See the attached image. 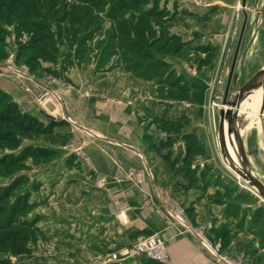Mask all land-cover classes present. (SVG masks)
Returning <instances> with one entry per match:
<instances>
[{
    "label": "rangeland",
    "instance_id": "obj_1",
    "mask_svg": "<svg viewBox=\"0 0 264 264\" xmlns=\"http://www.w3.org/2000/svg\"><path fill=\"white\" fill-rule=\"evenodd\" d=\"M12 1L0 0V78L10 79L32 102L42 107L44 114L54 116H41L43 120L37 118L45 123L54 120L58 125L48 128L46 133L16 131L17 141L13 144L0 141V191L9 190L8 197L0 203L3 207L0 226H9L1 232H14L17 236L13 237L15 242L7 241L8 248H0V254L15 263L77 264L85 261L105 264L114 253L122 254L133 245L105 251L103 245L90 242L89 236L86 241L78 239L75 220L79 209L88 207L86 200L81 205L85 194L81 193L83 183L80 180L86 176L82 174L83 165L79 162L88 159L81 154L69 153L73 147V132L77 131L72 129L69 115H63L64 109L57 106L55 98L60 95L50 84L58 83L62 70L69 65L90 63L99 71L122 66L132 78L140 79V90L146 97L156 92L160 98L183 96L184 90L170 88V82L176 76L169 59L177 57L188 63L192 61L197 68L200 61L204 62L203 65L214 59L225 61L236 52L243 29L238 52L242 54L245 48L250 53L246 67V75H249L260 67L259 62L264 61V49L259 41L252 40L251 35L255 17L259 11L263 12L264 6L259 8L261 0H248L247 4H243V0H235L237 10L234 15L229 14L222 31L218 9L223 2L234 0H125L130 4L124 10L114 8L119 0H21L11 8ZM135 2L136 5L133 4ZM57 66L61 70L59 73ZM238 71L240 66L237 62L231 83ZM46 90L54 91L55 98L46 96ZM211 90L215 96L212 104L221 109L225 95L216 98L215 87ZM0 91L12 97L1 85ZM142 106L140 109L145 110L140 118L152 116L151 106ZM63 122L67 124L62 125ZM152 122L145 120L144 123L146 133L142 140L146 160L161 164L160 171L170 175L173 172L182 178L189 170L193 172L191 175L198 171L188 163L202 148L195 147L188 158H182L183 151L175 155L174 150L162 149V143L171 137L158 139L151 129ZM169 128L166 123L161 129L169 131ZM252 145L253 171L264 180V150ZM164 156L184 162L170 169ZM219 156L227 162L220 148ZM224 168L231 175L239 176L241 182L221 185L220 179L211 178L212 170L204 168L203 175L194 174L203 180L195 181L193 187L208 189V195L197 198V193L181 194L175 188L176 184L170 183L165 185V191L172 209L183 214L193 233L196 234L197 222L203 221L205 229L199 237L201 243L210 248V244L221 240V250L233 258V234L228 233L227 228L215 227L213 214L217 209L218 196L222 198L220 194L216 195V188L218 192H224L228 201L239 202L242 210L252 211L249 219L252 229L259 220L263 221L264 228V199L256 196L234 170ZM96 186L100 185L97 183ZM233 191L237 193L235 197H232ZM19 202L18 211H14ZM168 220L171 222L170 216ZM12 246L21 253L14 254ZM143 262L157 264L145 258Z\"/></svg>",
    "mask_w": 264,
    "mask_h": 264
},
{
    "label": "crops",
    "instance_id": "obj_2",
    "mask_svg": "<svg viewBox=\"0 0 264 264\" xmlns=\"http://www.w3.org/2000/svg\"><path fill=\"white\" fill-rule=\"evenodd\" d=\"M247 2L248 0H243V4ZM263 6L264 0H261L259 8ZM218 10V20L223 31L226 27L225 20L230 13L234 15L237 10L236 1L223 2V6ZM251 31L252 40L259 41L264 49V10L261 13L259 11V15L255 17V27ZM243 36L244 29L238 39L236 52L232 56L228 54L231 58L225 61L214 59L197 68L192 61L188 63L186 60L171 57L169 61L176 79L170 82V88L184 90L183 96L170 95L168 98H160L156 92L146 97L140 90V79L132 78L129 71L124 70L122 66L106 67L99 71L90 63L69 65L66 70H62L59 82L50 84L62 98V114L69 115L72 129L77 131L73 132V147L69 153L81 154L88 159L79 162V165H83L82 174L87 179L80 180L83 183L81 193L85 194L81 205H84L86 200L88 207L80 208L77 221L75 220L78 223L74 226L78 239L86 241L89 236L90 242L103 245L105 251H110L128 248L149 236L160 235L166 240V264H205L209 261L210 254L199 240L205 229L201 223L203 221L197 222L196 234L192 230L182 231L177 223L169 222L168 211L172 206L168 202L165 185L176 184L175 188L179 193H197V198L208 195V189L193 187L195 181L203 180V177L196 176L203 175L204 168L212 170L211 178L220 179L221 185L241 182L239 176L235 177L234 173L231 175L224 168L226 166L239 174V167L229 158L219 133L220 109L212 104L215 96L211 89L215 87L216 98L224 97L237 62L240 71L236 72L234 82L240 80L241 84L250 80L264 66V61H261L260 67L246 75L250 53L246 52L245 48L242 54L238 52ZM222 62L224 64H221ZM60 71L59 69L58 73ZM0 85L12 95L23 111L40 119L45 115L54 117L48 113L44 114L42 107L32 102L10 79L1 77ZM258 90L254 96L252 112L244 119L246 124L240 129L251 165V148H254L252 144L264 150V115L260 113L263 88ZM142 103L151 106L152 116L140 118V114L145 110L140 109L144 107ZM145 120L153 121L151 129L158 135V139L171 137L173 144L165 149L174 150L175 155L183 151L182 158L185 156L186 145L190 143L186 134L193 135L202 148L193 161L188 163L191 168L198 170L194 173L196 176L193 174V180L190 178L192 172L189 177L186 173L183 178L173 172L170 175L160 171L161 164L146 160L142 140L146 133ZM166 123L170 127L169 131L161 129ZM226 145L227 149H232L230 141ZM219 148L228 163L223 160V156H219ZM183 162L180 160L169 167L177 168ZM253 173L264 183L263 178L254 171ZM243 182L247 185L245 179ZM97 183L99 187L96 186ZM216 190V195L220 194L222 198L218 196L217 209L213 214L215 227L227 228V232L233 234V258L241 259L244 264H264L263 221H257L252 229L249 220L252 211L242 210L238 206L239 202L233 199L232 202L228 201L224 192H218L217 188ZM236 194L233 191L232 197ZM227 207L230 211L233 210L232 215ZM241 212L246 215L243 216ZM144 258L155 262L146 256L134 255L126 249L119 259L110 258L105 264H145ZM77 264L90 263L80 261Z\"/></svg>",
    "mask_w": 264,
    "mask_h": 264
},
{
    "label": "trees",
    "instance_id": "obj_3",
    "mask_svg": "<svg viewBox=\"0 0 264 264\" xmlns=\"http://www.w3.org/2000/svg\"><path fill=\"white\" fill-rule=\"evenodd\" d=\"M21 0H13L12 5H10L11 8H14L15 4L20 2ZM131 1V0H130ZM129 1L125 0H119V2L116 4L114 8L116 9H127L129 6ZM137 4V2L133 3ZM204 62L200 61L199 66L201 67ZM184 89V87H183ZM61 122V121H60ZM66 125L67 122H63L62 125ZM57 122L54 120H50V122L45 123L39 118L27 113L23 112L17 102H15L11 96H9L6 93H3L0 91V141H6L9 143H15L17 141L15 135L16 131H19L24 134L29 133H46L48 128L57 126ZM186 138L190 141L186 145L185 149V157L188 158L194 148L201 149L197 141L193 138L192 134H186ZM172 140H167L162 143L161 148L165 149L168 148L170 145H172ZM165 160L168 162V164L174 165L178 161H175L174 159H171L170 156H164ZM192 171L189 170L187 173V176H190V173ZM193 173V172H192ZM195 173V172H194ZM190 178L193 180L194 176L191 175ZM189 178V179H190ZM9 195V190H3L0 191V203L3 202ZM20 202L15 205L14 211H18ZM3 210V207L0 206V212ZM14 212L12 211L10 216L12 219ZM9 224L7 226H0V248H8L7 241L12 240V242H15L14 238H17L16 234L13 232H4L1 231L8 229ZM11 251L14 254L21 253L18 248H14L12 246ZM0 264H26V263H15L13 260H11L9 257L3 256L0 254ZM39 264H47V263H39Z\"/></svg>",
    "mask_w": 264,
    "mask_h": 264
},
{
    "label": "water",
    "instance_id": "obj_4",
    "mask_svg": "<svg viewBox=\"0 0 264 264\" xmlns=\"http://www.w3.org/2000/svg\"><path fill=\"white\" fill-rule=\"evenodd\" d=\"M261 86H264V66L244 84H241V81L237 80L232 85L230 79L228 89L225 94V99L220 109L221 123L219 127V133L221 135L222 127L226 128V130L229 132H232L234 141L236 143L235 154L240 161V170H238L239 175H241L242 178L244 177L243 179L247 181V186L256 193V196L264 199V183L253 173L252 165L246 152L242 134L236 128L237 109L240 107L246 96H249L251 93H253V91ZM229 92H231L230 95ZM260 113L261 115L264 114V94ZM223 146L224 145L222 144V147Z\"/></svg>",
    "mask_w": 264,
    "mask_h": 264
},
{
    "label": "built area",
    "instance_id": "obj_5",
    "mask_svg": "<svg viewBox=\"0 0 264 264\" xmlns=\"http://www.w3.org/2000/svg\"><path fill=\"white\" fill-rule=\"evenodd\" d=\"M53 93L55 92L50 90L45 91L46 96L55 98ZM55 99L58 103L57 106L59 105V107L63 109L64 107L60 96H57V98ZM168 213L171 217L170 223H177L183 229L182 231L191 230L190 226L187 225L185 220L186 218L183 216L182 213L172 208L169 209ZM202 244L205 250H207V252L210 254V259L205 264H244L241 259H235L223 253V251L221 250L222 244L220 242H217L214 245L210 244V248H208L205 243ZM130 251L133 252L134 255L146 256L160 264H165L168 261L166 240L160 235H152L140 240L132 246ZM121 255L122 254L114 253L111 256V259L117 260Z\"/></svg>",
    "mask_w": 264,
    "mask_h": 264
},
{
    "label": "bare ground",
    "instance_id": "obj_6",
    "mask_svg": "<svg viewBox=\"0 0 264 264\" xmlns=\"http://www.w3.org/2000/svg\"><path fill=\"white\" fill-rule=\"evenodd\" d=\"M261 87L263 88L264 86H261ZM259 88L253 91V93H251L249 96H246V98L244 99V101L241 103L240 107L236 111V114H237L236 115V122H237L236 128L238 131H240L241 127L246 124L244 119L252 112L254 96L259 92L258 90ZM263 94H264V88H263ZM221 137L223 139V142L225 143L226 152L229 158L231 159V161L233 162L235 166L237 165L239 167L237 168V172H238V170H240V161L238 160L235 154L236 143L234 141L233 134L232 132H229L228 130H226V128L222 127ZM228 141H230L232 145V149H229V148L227 149L226 144H228Z\"/></svg>",
    "mask_w": 264,
    "mask_h": 264
}]
</instances>
